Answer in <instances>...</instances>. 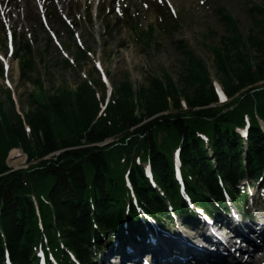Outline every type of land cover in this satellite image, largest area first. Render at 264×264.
Segmentation results:
<instances>
[{
  "label": "trees",
  "instance_id": "obj_1",
  "mask_svg": "<svg viewBox=\"0 0 264 264\" xmlns=\"http://www.w3.org/2000/svg\"><path fill=\"white\" fill-rule=\"evenodd\" d=\"M252 11L256 31L244 37L223 8L216 10L226 32L211 48L217 88L180 42V86L167 74L136 88L121 79L106 102L100 82L84 81L73 92L32 95L21 115L8 94L7 111L0 103V264L4 252L12 264H38L37 253L50 251L60 264H73L69 253L92 264L102 237L122 233L124 222H139L133 199L156 218L168 214L170 202L185 210L175 152L185 197L210 209L224 205V189L245 199L239 180L259 181L264 171V3ZM151 33L149 27L140 40ZM16 44L13 37L20 80L30 82L34 57L28 44ZM217 90L227 102L221 104ZM11 149L26 156V168L8 167Z\"/></svg>",
  "mask_w": 264,
  "mask_h": 264
},
{
  "label": "rangeland",
  "instance_id": "obj_2",
  "mask_svg": "<svg viewBox=\"0 0 264 264\" xmlns=\"http://www.w3.org/2000/svg\"><path fill=\"white\" fill-rule=\"evenodd\" d=\"M162 3L165 8L162 6L159 15L156 10ZM263 3V0H30L29 3L1 0L0 103L7 111L9 94L15 112L25 114L32 106V95L40 98L42 93L73 92L84 81L100 82L105 88L104 97L121 79H128L136 88L146 85L150 76L163 79L167 74L180 86L179 78L184 71L180 42L203 62L213 84L218 86L211 48L219 44L226 32L216 10L223 8L246 37L256 31L253 19H258V14L252 9ZM125 10L128 17L123 15ZM149 27H152L150 36L140 40V33ZM9 35L15 37L17 44L26 43L30 48L35 64L30 82L20 80ZM35 80L40 81V86L33 85ZM93 88L102 95L100 89ZM221 99V104L227 102L222 96ZM8 158L7 165L12 170L28 166L20 149H11ZM251 192L256 195L254 199L263 195L256 185ZM255 209L260 210L259 205ZM130 253L139 254V248ZM242 255H236L235 263L244 264L251 259L247 257L243 262ZM99 256L94 264H99ZM122 257L128 258L125 254ZM257 264H264V258L260 257Z\"/></svg>",
  "mask_w": 264,
  "mask_h": 264
},
{
  "label": "bare ground",
  "instance_id": "obj_3",
  "mask_svg": "<svg viewBox=\"0 0 264 264\" xmlns=\"http://www.w3.org/2000/svg\"><path fill=\"white\" fill-rule=\"evenodd\" d=\"M29 1L30 0H24V2H28L29 3ZM0 2H1V0H0ZM28 5V4H27ZM2 8V7H1ZM28 8V7H27ZM3 10V9H2ZM6 10V9H5ZM74 24V23H73ZM111 92V91H110ZM110 92H109V94H110ZM109 94H108V96L106 97V95H105V101L107 102V100H108V97H109ZM222 94V93H221ZM222 98H225L224 97V95L222 94ZM107 143H109V141H107V142H105L104 143V145L105 144H107ZM147 177L148 178H150V172H149V169H147ZM180 183H181V180H180V176H179V180H178ZM181 185H182V183H181ZM181 185H179V191H180V193L183 195V197H185L184 196V194L182 193L183 191H182V188H181ZM200 222H201V220H199ZM204 231H205V236H207V235H214V233L216 232L217 233V235L219 234V235H225V233H224V231H220L219 229H218V227H217V230L214 232V230H211L210 228H204ZM250 231V230H249ZM250 233V232H249ZM216 235V236H217ZM217 236V238H214V239H218V240H220V238L219 237H221V236ZM251 235L252 234H249V240H248V237H246V238H244L245 240H248V241H250V240H255V237L254 236H252L251 237ZM166 238H173V239H175V240H177V241H181L182 240V238H184V234L183 233H178V232H173L172 230H169V232H167L165 235H164ZM152 241H153V243H157L158 242V246H157V248L159 249V250H161V249H163V248H165L168 244L167 243H163V242H161V238H156V237H154V238H150ZM176 241V242H177ZM124 245L127 247L128 246V244L127 243H124ZM227 246H229V244H227V245H225V247H227ZM251 246V245H250ZM142 247H144V249H146V247L145 246H142ZM224 247V246H223ZM251 247H253V246H251ZM123 248V245L120 247V249H122ZM134 248H136V247H130V249H127V250H125L124 248L119 252V251H117V252H119V256L118 257H114L113 259H111L110 261V263H109V258L110 257H108V258H103L102 260H101V262H103L104 264L106 263V264H115V263H117L115 260H118V258H121V263L120 264H132L133 263V259L132 258H134V259H136V261H134V263L135 264H139V262L140 261H142V257L140 256V254H142V249L141 248H139V247H137V248H139V254H135V255H130V254H133V253H130V251H133V249ZM156 248V249H157ZM106 250H108V248L106 249ZM183 253H185V255H183V257H186L187 255H188V249H186L185 248V250L183 251ZM243 253H246V252H243ZM126 255V256H128V258L126 259L125 257H122L123 255ZM165 258H167L168 257V254H166L165 256H164ZM230 256H228V258H229ZM205 258L206 259H209V258H211L210 256H205ZM112 260H114V261H112ZM208 261V260H207ZM257 261L258 260H255V259H250L249 261H247V262H244V264H257ZM179 264V263H178Z\"/></svg>",
  "mask_w": 264,
  "mask_h": 264
},
{
  "label": "snow or ice",
  "instance_id": "obj_4",
  "mask_svg": "<svg viewBox=\"0 0 264 264\" xmlns=\"http://www.w3.org/2000/svg\"><path fill=\"white\" fill-rule=\"evenodd\" d=\"M201 2H203V0H201ZM145 264H148V262H147V261H145Z\"/></svg>",
  "mask_w": 264,
  "mask_h": 264
},
{
  "label": "water",
  "instance_id": "obj_5",
  "mask_svg": "<svg viewBox=\"0 0 264 264\" xmlns=\"http://www.w3.org/2000/svg\"><path fill=\"white\" fill-rule=\"evenodd\" d=\"M7 159H9V158L7 157Z\"/></svg>",
  "mask_w": 264,
  "mask_h": 264
}]
</instances>
